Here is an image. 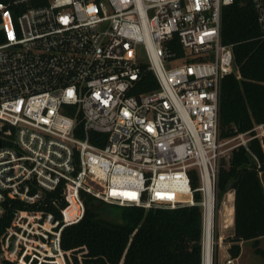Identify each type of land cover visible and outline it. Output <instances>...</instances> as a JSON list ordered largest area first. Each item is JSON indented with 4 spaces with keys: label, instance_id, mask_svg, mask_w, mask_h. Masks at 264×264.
Wrapping results in <instances>:
<instances>
[{
    "label": "built area",
    "instance_id": "2783aa9c",
    "mask_svg": "<svg viewBox=\"0 0 264 264\" xmlns=\"http://www.w3.org/2000/svg\"><path fill=\"white\" fill-rule=\"evenodd\" d=\"M250 1L264 36V0ZM235 2H0V217L7 200L43 205L59 188L67 203L52 201L61 220L17 212L2 259L27 264L37 254L65 264L61 231L83 219V192L147 210L200 206L204 233L209 220L214 226L222 160L243 147L262 168L251 142L264 151V124L220 138L222 82L235 71L223 12ZM144 72L159 88L136 94ZM92 132L107 135L104 147Z\"/></svg>",
    "mask_w": 264,
    "mask_h": 264
},
{
    "label": "trees",
    "instance_id": "16d2710c",
    "mask_svg": "<svg viewBox=\"0 0 264 264\" xmlns=\"http://www.w3.org/2000/svg\"><path fill=\"white\" fill-rule=\"evenodd\" d=\"M13 0H0L10 3ZM48 0H33L43 6ZM26 6L18 11L23 12ZM222 38L234 52L236 71L225 76L220 98V138L229 139L240 132H248L255 125L264 124V36L256 10L250 0H236L224 9ZM177 45V44H176ZM181 51V48L177 47ZM159 83L151 72H144L136 94L157 90ZM8 130L2 128V133ZM76 136L85 138L83 126L78 125ZM91 142L104 147L107 135L91 133ZM5 144V142H3ZM260 159L258 168L252 155L243 147L233 150L228 161L222 160L218 181V210L226 195L235 191L234 233L225 241L231 259H238L242 244L253 241L256 252L264 259L261 240L264 238V151L259 140L250 144ZM197 181L194 186H197ZM85 202L83 219L64 227L61 248L65 264H203L204 217L200 206L178 209L119 206L118 221L100 218V204L106 203L91 194L82 193ZM197 200L201 198L196 195ZM67 205L62 188L45 194L43 205H28L18 200L3 203L0 217V264H16L2 259V241L19 211L44 210L62 219L58 207ZM108 204V203H107ZM111 205V204H110ZM114 205V204H112ZM215 260L217 258L216 253ZM217 261V260H216ZM27 264H64L60 258L26 257Z\"/></svg>",
    "mask_w": 264,
    "mask_h": 264
},
{
    "label": "rangeland",
    "instance_id": "374dc122",
    "mask_svg": "<svg viewBox=\"0 0 264 264\" xmlns=\"http://www.w3.org/2000/svg\"><path fill=\"white\" fill-rule=\"evenodd\" d=\"M236 71V69H235ZM94 189H99L97 184L92 183ZM117 205H110L107 203L100 204L99 214L100 218L109 221H118L120 216L117 211ZM229 206V204L227 205ZM226 207H222L217 211L214 218L213 226V264H264V259L256 252L253 241H247L242 244V252L238 259H231L229 245L225 241L231 238L234 233V215L226 211ZM261 247L264 249V238L261 240ZM214 253H216V260Z\"/></svg>",
    "mask_w": 264,
    "mask_h": 264
},
{
    "label": "bare ground",
    "instance_id": "6f19581e",
    "mask_svg": "<svg viewBox=\"0 0 264 264\" xmlns=\"http://www.w3.org/2000/svg\"><path fill=\"white\" fill-rule=\"evenodd\" d=\"M227 212L234 215L235 209L233 208L234 198L233 195L228 199ZM209 220L206 228H205V235H204V262L203 264H213V225L210 223Z\"/></svg>",
    "mask_w": 264,
    "mask_h": 264
},
{
    "label": "water",
    "instance_id": "95a60500",
    "mask_svg": "<svg viewBox=\"0 0 264 264\" xmlns=\"http://www.w3.org/2000/svg\"><path fill=\"white\" fill-rule=\"evenodd\" d=\"M0 147H1V143H0Z\"/></svg>",
    "mask_w": 264,
    "mask_h": 264
},
{
    "label": "crops",
    "instance_id": "0c3cea01",
    "mask_svg": "<svg viewBox=\"0 0 264 264\" xmlns=\"http://www.w3.org/2000/svg\"><path fill=\"white\" fill-rule=\"evenodd\" d=\"M233 223H234V220H233Z\"/></svg>",
    "mask_w": 264,
    "mask_h": 264
}]
</instances>
